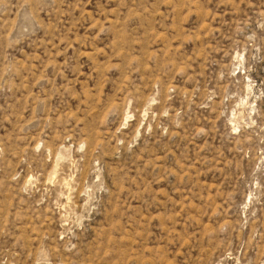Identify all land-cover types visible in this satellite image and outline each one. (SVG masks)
I'll list each match as a JSON object with an SVG mask.
<instances>
[{"label": "rangeland", "instance_id": "rangeland-1", "mask_svg": "<svg viewBox=\"0 0 264 264\" xmlns=\"http://www.w3.org/2000/svg\"><path fill=\"white\" fill-rule=\"evenodd\" d=\"M0 264H264V0H0Z\"/></svg>", "mask_w": 264, "mask_h": 264}]
</instances>
